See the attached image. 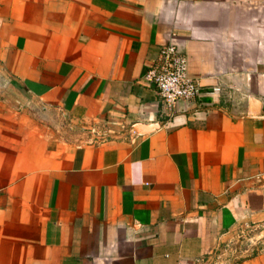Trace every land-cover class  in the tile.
Here are the masks:
<instances>
[{
    "label": "crops",
    "instance_id": "crops-1",
    "mask_svg": "<svg viewBox=\"0 0 264 264\" xmlns=\"http://www.w3.org/2000/svg\"><path fill=\"white\" fill-rule=\"evenodd\" d=\"M172 41L201 95L168 112L146 73ZM110 116L125 137L83 143ZM254 222L264 0H0V264H196Z\"/></svg>",
    "mask_w": 264,
    "mask_h": 264
},
{
    "label": "built area",
    "instance_id": "built-area-1",
    "mask_svg": "<svg viewBox=\"0 0 264 264\" xmlns=\"http://www.w3.org/2000/svg\"><path fill=\"white\" fill-rule=\"evenodd\" d=\"M146 79L151 82L168 112H172L178 101L190 100L201 95L197 80L189 73L187 56L176 42L162 44L157 56L149 64ZM219 86H214L212 93L220 92ZM128 125L123 119L113 116L95 121L85 128L83 143L87 145L103 144L110 140L123 139ZM256 232L264 237L263 224H250L239 227L230 233L229 239L212 253L196 259V264H236L233 254L239 248L247 249L256 244ZM236 245V247H235ZM242 249V250H243Z\"/></svg>",
    "mask_w": 264,
    "mask_h": 264
},
{
    "label": "water",
    "instance_id": "water-1",
    "mask_svg": "<svg viewBox=\"0 0 264 264\" xmlns=\"http://www.w3.org/2000/svg\"><path fill=\"white\" fill-rule=\"evenodd\" d=\"M253 224H256V225H257V224H258V225H259V224H263V225H264V222H254ZM242 227H245V225H242Z\"/></svg>",
    "mask_w": 264,
    "mask_h": 264
},
{
    "label": "rangeland",
    "instance_id": "rangeland-1",
    "mask_svg": "<svg viewBox=\"0 0 264 264\" xmlns=\"http://www.w3.org/2000/svg\"><path fill=\"white\" fill-rule=\"evenodd\" d=\"M258 235H259V232H256V240L259 238V237H257ZM235 247H236V245H235Z\"/></svg>",
    "mask_w": 264,
    "mask_h": 264
}]
</instances>
